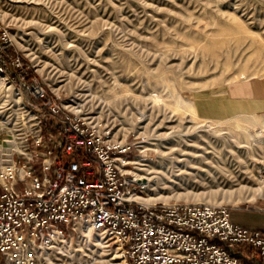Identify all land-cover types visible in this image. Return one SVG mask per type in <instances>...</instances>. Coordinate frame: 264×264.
Here are the masks:
<instances>
[{
    "label": "rangeland",
    "instance_id": "obj_1",
    "mask_svg": "<svg viewBox=\"0 0 264 264\" xmlns=\"http://www.w3.org/2000/svg\"><path fill=\"white\" fill-rule=\"evenodd\" d=\"M0 45L60 103L133 145L144 203L264 215V196L242 199L264 185V113H241L236 98L241 84H264V0H0ZM156 192L170 198L146 200Z\"/></svg>",
    "mask_w": 264,
    "mask_h": 264
},
{
    "label": "built area",
    "instance_id": "obj_2",
    "mask_svg": "<svg viewBox=\"0 0 264 264\" xmlns=\"http://www.w3.org/2000/svg\"><path fill=\"white\" fill-rule=\"evenodd\" d=\"M2 46L7 87L0 88V111L11 115L0 119V260L252 264L239 252L249 247L264 264V230L235 224L228 207L144 203L140 193L148 185L128 170L133 145L98 118L60 103L25 62H7ZM9 68L16 73L9 76Z\"/></svg>",
    "mask_w": 264,
    "mask_h": 264
},
{
    "label": "crops",
    "instance_id": "obj_3",
    "mask_svg": "<svg viewBox=\"0 0 264 264\" xmlns=\"http://www.w3.org/2000/svg\"><path fill=\"white\" fill-rule=\"evenodd\" d=\"M241 113H264V84L240 85ZM235 224L264 230V215L231 213Z\"/></svg>",
    "mask_w": 264,
    "mask_h": 264
},
{
    "label": "bare ground",
    "instance_id": "obj_4",
    "mask_svg": "<svg viewBox=\"0 0 264 264\" xmlns=\"http://www.w3.org/2000/svg\"><path fill=\"white\" fill-rule=\"evenodd\" d=\"M7 87V84H6V81L4 80V79H2L1 81H0V88H6ZM160 136V135H159ZM164 136V135H163ZM155 190H157L156 188H155ZM232 192V191H231ZM158 194V195H157ZM249 195L248 196H245V197H243L242 199H245V200H247V201H252V200H254L255 198H256V195H262V196H264V185H261V186H259L255 191H253V192H249L248 193ZM170 198V196H165V195H163V194H161V192H156V195H154V197L152 196V198L151 199H146L147 201H153V200H156V199H163V200H165V201H167L168 199ZM241 200V199H240ZM238 201V200H237ZM234 202V201H233ZM100 239V238H99ZM80 248H81V251H83V249H82V247L80 246ZM65 253H71V252H68V250H65ZM65 264V263H64ZM82 264H84V262L82 263Z\"/></svg>",
    "mask_w": 264,
    "mask_h": 264
},
{
    "label": "trees",
    "instance_id": "obj_5",
    "mask_svg": "<svg viewBox=\"0 0 264 264\" xmlns=\"http://www.w3.org/2000/svg\"><path fill=\"white\" fill-rule=\"evenodd\" d=\"M12 50L13 49L11 48V46L9 48L7 47V49H6V55H7V57H10L11 55H13L12 54Z\"/></svg>",
    "mask_w": 264,
    "mask_h": 264
}]
</instances>
